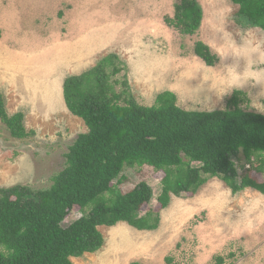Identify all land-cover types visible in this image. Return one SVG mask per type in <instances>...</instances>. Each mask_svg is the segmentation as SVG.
Returning a JSON list of instances; mask_svg holds the SVG:
<instances>
[{"label":"rangeland","instance_id":"obj_1","mask_svg":"<svg viewBox=\"0 0 264 264\" xmlns=\"http://www.w3.org/2000/svg\"><path fill=\"white\" fill-rule=\"evenodd\" d=\"M174 2L0 0V95L7 114L23 113L26 129L35 133L13 139L0 123V188L51 186L52 177L65 168L68 148L87 132L64 98L58 102L61 91L63 96L58 87L109 54L125 65L109 83L121 93L126 77L139 105L152 106L158 94L170 90L183 110H225L238 90L244 94L242 110L264 115V31L250 27L229 0H198L201 27L193 36H182L163 21L173 16ZM197 41L217 56L214 67L193 54ZM15 80L18 87L11 88ZM20 86L25 89L17 95ZM235 162L241 173L242 154ZM252 168L264 181V173ZM122 176L125 191L145 181L154 195L149 207L155 205L159 172L135 165L126 166ZM159 213L155 231H137L126 223L98 227L102 248L71 258V263L165 264L172 257L173 264H216L215 258L222 257L223 264H264V195L257 191L231 195L222 181L212 178L194 195L171 196ZM80 216L74 209L63 226Z\"/></svg>","mask_w":264,"mask_h":264},{"label":"trees","instance_id":"obj_2","mask_svg":"<svg viewBox=\"0 0 264 264\" xmlns=\"http://www.w3.org/2000/svg\"><path fill=\"white\" fill-rule=\"evenodd\" d=\"M229 1L250 27L264 31V0ZM173 9V16L164 17L165 25L182 36L195 35L203 19L198 0H175ZM193 54L206 67L218 62L201 41ZM124 66L109 54L88 72L64 80L65 106L87 132L68 148L65 168L52 177L49 188H0V264H72L71 258L102 248V226L126 223L137 231H155L159 212L171 196L194 195L212 178L222 181L231 195L245 189L264 195V181L251 170L264 173V115L240 108L243 92L233 91L225 110H183L170 91L158 94L154 105L142 106L131 95L126 77L121 93L109 83ZM0 123L13 139L35 134L26 129L23 113L7 114L1 95ZM239 154L241 173L235 162ZM135 165L160 173V193L152 208L153 190L145 181L127 191L121 188L124 168ZM74 209L81 216L63 226ZM164 261L174 262L172 257ZM215 262L223 264V258Z\"/></svg>","mask_w":264,"mask_h":264},{"label":"crops","instance_id":"obj_3","mask_svg":"<svg viewBox=\"0 0 264 264\" xmlns=\"http://www.w3.org/2000/svg\"><path fill=\"white\" fill-rule=\"evenodd\" d=\"M22 69L20 68V69H16V71L18 72V71H20L19 72V77H21V71ZM76 76V75H75ZM66 79V78H65ZM15 83H16V80L14 81V82H12L10 85H11V88L13 87V88H16V87H18V86H16L15 85ZM26 86H27V84H26ZM25 86V87H26ZM22 88V89H21ZM59 89H60V91H61V88H63V83H61L60 85H59V87H58ZM18 89V88H17ZM25 88H24V86H20V89H18V93H17V95H19L20 93H19V91H22V90H24ZM170 91V90H169ZM50 92H48V94H49ZM55 93V92H54ZM55 95L57 96V93H55ZM59 96H60V99H59V97H58V102H59V100L60 101H63V96H62V91L60 92V94H58Z\"/></svg>","mask_w":264,"mask_h":264}]
</instances>
